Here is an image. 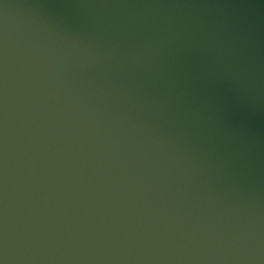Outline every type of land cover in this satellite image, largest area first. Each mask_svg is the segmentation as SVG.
<instances>
[{
  "label": "water",
  "instance_id": "95a60500",
  "mask_svg": "<svg viewBox=\"0 0 264 264\" xmlns=\"http://www.w3.org/2000/svg\"><path fill=\"white\" fill-rule=\"evenodd\" d=\"M0 264H264V0H0Z\"/></svg>",
  "mask_w": 264,
  "mask_h": 264
}]
</instances>
